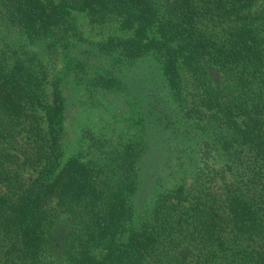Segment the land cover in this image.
I'll return each mask as SVG.
<instances>
[{
	"label": "trees",
	"instance_id": "trees-1",
	"mask_svg": "<svg viewBox=\"0 0 264 264\" xmlns=\"http://www.w3.org/2000/svg\"><path fill=\"white\" fill-rule=\"evenodd\" d=\"M0 264H264V0H0Z\"/></svg>",
	"mask_w": 264,
	"mask_h": 264
},
{
	"label": "rangeland",
	"instance_id": "rangeland-1",
	"mask_svg": "<svg viewBox=\"0 0 264 264\" xmlns=\"http://www.w3.org/2000/svg\"><path fill=\"white\" fill-rule=\"evenodd\" d=\"M77 25L79 30L86 36L93 38L94 40H103L106 39L110 35L115 34H121V35H130L132 33V30H126L127 28H123L122 25L119 23L117 18H111L107 21H104L103 23H96L91 21V19L85 14L81 13L80 17H78ZM149 35H158L157 29H152V31H149ZM36 48V47H33ZM36 51L40 49H35ZM180 62H182L180 60ZM182 64V63H181ZM57 67H61V62L57 59ZM181 74L185 79L189 78L188 74L186 73L185 69H180ZM49 89V85L47 84V90ZM191 86L187 85L185 92L190 91ZM129 111H127L122 116H117V112L115 111L116 117L114 115L109 116V119L116 118V128L118 126V129L116 130L122 135H127L126 132H122L120 129V126H122V122L120 119L126 115L129 114ZM105 116L108 118V114H105ZM122 132V133H121Z\"/></svg>",
	"mask_w": 264,
	"mask_h": 264
}]
</instances>
